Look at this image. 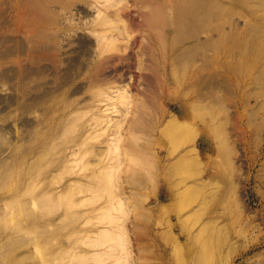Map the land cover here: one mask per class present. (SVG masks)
Here are the masks:
<instances>
[{
	"label": "rangeland",
	"instance_id": "374dc122",
	"mask_svg": "<svg viewBox=\"0 0 264 264\" xmlns=\"http://www.w3.org/2000/svg\"><path fill=\"white\" fill-rule=\"evenodd\" d=\"M104 3L120 11L126 35L118 19L117 41L48 97L50 116L0 103V264H112L116 232L131 264H264V0ZM91 6L63 7L62 21L93 22ZM24 13L21 38L40 27ZM76 48L68 36L60 56ZM53 81L46 73L26 87ZM81 84L87 90L74 93ZM116 86L131 98L105 100ZM108 104L114 119H96Z\"/></svg>",
	"mask_w": 264,
	"mask_h": 264
},
{
	"label": "bare ground",
	"instance_id": "6f19581e",
	"mask_svg": "<svg viewBox=\"0 0 264 264\" xmlns=\"http://www.w3.org/2000/svg\"><path fill=\"white\" fill-rule=\"evenodd\" d=\"M92 1L93 2H91V1L88 2L86 0H0V67H1V69H0V82L4 83L3 87L8 84V87L12 90V91L10 90L11 91L10 95H7V96L1 95L0 96V103L1 104L3 103V105H5V107L3 108L4 110L5 109L7 110V108L10 109L16 105V107H15L16 109H19V111L24 115L27 112V115H28V112H30V111L33 112V110H35V109L39 110V108L41 107L42 109L44 108V112H43L44 113V119L43 120H45V118L50 116V109L48 110L47 106L45 104L47 102V100L49 99L48 97L52 93H54L56 90L63 88L66 85H69L73 80H75L81 74L86 73L91 68V66L93 67L92 63L97 62L98 58L100 56H102V54L104 53L103 45L109 43L108 41H110V43H115L118 39V38L115 39V37H119L121 35L120 31H121V27L123 28V26H124V29H123V31H121V33L126 35L125 33L127 31L125 28V21L122 19L121 13H120V15H121L120 19L122 20V22H121L122 25L123 24L124 25L123 26L121 25V27H120L118 24L120 22L119 21L120 19L118 16L120 11H118V13L114 14V13L110 12L108 9L104 8V5H103V4H105L104 2L111 1V0H92ZM79 2H85L90 7H92L91 5H94L93 7H95V8L98 7V8H96L98 10L97 11L98 15L95 14L94 16H96V17L93 16L95 18V19L93 18L94 19L93 22H91V20H89L86 23L81 24V23L75 21V18H73L74 19L73 20L72 16H71V18L68 17V20H66L67 22L62 21V16L65 14V13L63 14L61 12L63 7H68V8H72L74 6L76 7L79 5ZM198 2H199V0H198ZM108 8H109V6H108ZM77 10H79V9H77ZM24 11H26L28 13H32V16L30 18H28V20L29 21L35 20V22H37L38 24L40 23V27L38 29V26H36L35 25L36 23L33 21L35 24L34 23H31V24H33L35 26L32 28L30 26L29 29H27L28 30L27 32L24 31L25 33H28L29 31H30V33L31 32L32 33L30 35H27V36L21 38V37L17 36V33L23 31L22 30L23 23H26V22L20 21L22 14H25ZM82 12H86V14H88L87 12H89V11L86 8H83L81 13ZM78 13H80V12H78ZM65 15H67V13ZM70 15H71V13H70ZM23 20H25V19H23ZM19 21L22 22L21 25H20ZM28 24H29V22H28ZM65 27H68V28L64 29ZM84 27H85V29L87 28L88 31H86L85 29L84 30H85V32H88L89 35H80L78 33V30H79L78 28L83 29ZM24 28H25V26H24ZM26 28H28V27H26ZM124 30L126 32H124ZM127 30H128V28H127ZM114 31L115 32L118 31L119 36H117V34H113L112 32H114ZM89 32L92 33V36H94L96 38L91 37V34ZM110 32H111L112 36H111V34H109ZM25 33H24V35H25ZM73 33H75V34H73ZM108 35H110L111 37ZM68 36H71L73 38V40L76 42L77 48L74 50V52H72L71 56L69 55L68 59H66V58H62L60 56L62 54L60 50L62 48L63 43L65 42V38H68ZM108 38H110V39H108ZM112 39H115V41H111ZM71 45H72V41H71ZM70 48H72V46ZM90 56H93V57L91 58ZM89 57L91 59H89V62H88ZM46 60L47 61L50 60L51 64H45L44 61H46ZM10 61L17 64V66L16 67H9V65L6 64V62L9 63ZM109 61L110 60H106V62H109ZM119 61H122V60H119ZM102 62H104V61H101L100 64H98V63L97 64L99 66H102L103 68H105L104 66L108 67V65L105 64L106 62L105 63H102ZM63 63H64V66H62ZM109 63H111V62H109ZM4 64H6L8 67H3ZM97 64L95 65L96 68L94 67V70H92L91 72H95V71L101 72L102 71L101 67H100L101 69L96 70L98 68ZM101 64H105V65H101ZM105 72H107V71H105ZM46 73H48V74L53 73L54 74V81L51 82V84L53 83L52 86H49L48 88L45 87L46 89H41V88H43V86H42L40 88L41 90L39 89L40 91L36 90V88H35V90H31V88H29L30 89L29 90L26 87V84L29 81L37 80L38 78H42L45 76ZM95 73H97V72H95ZM103 73L104 72H102V74ZM97 74H99V73H97ZM107 74H109V73L107 72ZM90 75H92V77H91L92 79L91 78H89V79L93 80V77H95L94 74H90ZM103 75L106 76V73H104ZM103 75H102V77H105ZM102 77L100 78V80L103 79ZM109 78H111V77H109ZM112 78H114V76ZM118 78H119V76L117 77V79ZM104 79L108 80V77L106 76V78H104ZM91 80H90V83L95 82V81H91ZM98 80L99 79H97L96 81H98ZM111 81H112L111 85L113 84V86H114L115 84H114L113 80H111ZM32 82H35V81H32ZM107 82L110 83L109 81H107ZM120 82H121V80H120ZM41 83H43V82H41ZM46 83H48V82H46ZM86 83L88 84L89 82H86ZM29 84H30V82H29ZM91 84H94V83H91ZM103 84H105V83H103ZM84 85L85 84H83V87H82V84H81V86L75 87L73 90L74 93L80 91V89H82V88H83L81 90L82 92L86 91L88 87H86ZM111 85L109 84L108 89H113V88H110ZM124 85H126V84H124ZM35 86H36V84H35ZM38 86H40V85H38ZM126 86H118V88L116 86V90H111L112 91L111 94H114V95H112L111 97H106L107 99H105L104 96H103L104 98L100 97V99H99L100 101L97 100L99 102H96V100H95L96 105L101 102V99H105V100L111 99V101H116V100H112V99L118 98L120 103L125 101L126 99H128L127 97L131 96L130 94H127L128 91L125 90ZM85 87H86V89H84ZM101 91H103V92H102V94L100 93V95H104V94L108 95L107 91H104V90H101ZM113 91L114 92L116 91V92L114 93ZM100 95H98V96H100ZM94 97H96V99L99 98L97 96H94ZM105 100H103V102H101V103H107V102H105ZM101 103H100V105H101ZM112 103H114V102H112ZM112 103H110V104L112 105ZM114 104H116V103H114ZM41 105H43V106H41ZM96 105H95V107H96ZM98 107H99V105H98ZM108 107H110V105L107 106V108L106 107H102V108H106V110H108V109H110ZM102 108H100V109H102ZM0 109H2V108H0ZM9 109H8V111H9ZM103 110H105V109H103ZM100 111H99V113L103 112L104 114H96V119L100 115L105 116V114L109 117L108 118L106 116L109 119V121H112L114 119V118H111L109 114H107V112H109V110L106 112H104V111L100 112ZM117 111H118V109H117ZM1 112L3 113L2 110H1ZM20 112H17V113L19 114ZM6 113H7V111H6ZM12 114L14 115L15 113H12ZM12 114H9V115H12ZM22 114L20 116H22ZM3 115H5V114H3ZM40 116H42V115H40ZM6 117H8V116H6ZM2 119H4V118H2ZM35 119L38 120L37 118H35ZM39 119H42V118H39ZM28 120L29 119H27V118H21V124H23L24 127H25V125L29 126L30 121H28ZM32 121H34V120H32ZM38 121H36V122L34 121V122L40 123ZM34 122H33V124H34ZM2 123H4V120ZM31 124H32V122H31ZM1 125H3V124H1ZM1 125H0V142L2 143L3 141L6 140V138H7L6 133L8 131L6 133H4L3 129H7V128L3 127V126L1 127ZM73 125L71 127L70 126L68 127V128H72V129H69V130L65 129V130L70 132L75 127V124H73ZM97 125H101V124L97 123ZM33 127L31 125V127H28V128H31L30 130H32ZM28 128H27V130H28ZM91 128H93V127H91ZM89 130H87L86 136H88L87 133ZM67 131H65V132H67ZM65 134H68V132ZM76 146H78V145H76ZM75 148L77 149L78 147H75ZM71 153L72 154H70V155H73V153L77 154V152H73V151ZM73 156H75V155H73ZM46 197H48V195H46ZM48 198H45L46 201L49 200ZM50 202H53V204H54V202H56V201L52 200ZM46 203L49 204L48 206H50L49 201ZM54 206H53V208L50 206L51 209H54L55 208ZM51 209H49V210H51ZM38 220L39 219H37V221ZM32 225L33 224H31L30 227L33 228V226H34V229H36V230L39 229V228H35L36 224L33 226ZM110 228H114V227H110ZM107 229H108V231L109 230L111 231V229H109V228H107ZM104 231H106V232H100V233H104L103 236H105L107 234V230H104ZM98 236H99V233H98ZM103 236H101V237H103ZM114 236H116V237H114ZM113 237H114V239H113ZM113 237H112L111 243L113 241H116V242H113L110 245L111 247H109V248L111 249V251H108L105 248V250L108 251L109 255H107L106 251L104 252L103 249L101 250V252L99 250H96V251H99L100 253L104 252L103 255H107L109 257L113 256L114 261L112 262V264H131V262L128 259L130 256V253L128 252L129 251L128 247L125 246V245H127V244H125V242H126L125 237H123V234L121 235V233H117V232H116V234L113 235ZM109 248H107V249H109ZM125 249H127L128 251H124ZM99 252H97V253L99 254ZM94 256H97V255L95 254ZM94 256H91L90 258H92ZM99 257H101V256H99ZM86 258L87 257L83 256L82 261L85 262ZM94 259L97 260L99 258H94ZM76 263H79V261Z\"/></svg>",
	"mask_w": 264,
	"mask_h": 264
}]
</instances>
